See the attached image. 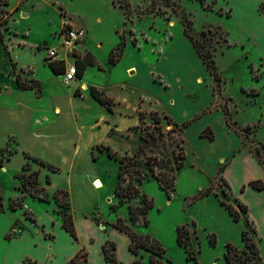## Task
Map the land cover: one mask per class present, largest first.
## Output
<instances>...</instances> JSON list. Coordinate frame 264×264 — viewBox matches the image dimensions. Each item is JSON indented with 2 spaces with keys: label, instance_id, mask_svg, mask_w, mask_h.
I'll use <instances>...</instances> for the list:
<instances>
[{
  "label": "rangeland",
  "instance_id": "1",
  "mask_svg": "<svg viewBox=\"0 0 264 264\" xmlns=\"http://www.w3.org/2000/svg\"><path fill=\"white\" fill-rule=\"evenodd\" d=\"M260 16H264V0H0V77L13 76L24 85L40 87L31 78L33 68L49 89L42 64L48 59L44 55L52 47L59 48L60 55L67 54L60 47L59 34L72 28L71 22L84 27L88 42V47L78 49L79 52L84 50L83 53L74 51L72 56L84 59L90 52L104 69L108 49L116 47L122 38L127 45L119 66L106 71L107 74L93 72L90 79L98 87L121 82L128 98L139 93L150 108L139 113L138 130L140 135L155 137L141 153L138 149L135 151L136 161L131 160L132 164L123 174L124 180L119 181L117 159L132 158L138 142L134 134L120 135L107 145L117 159L110 158L107 151L102 150L103 146H97L91 154H81L78 166L72 167L70 159L51 149L53 142L45 143L37 136L38 130L32 131L30 127L33 121L55 118L48 109L51 100L40 102L33 93L16 98L13 89L0 93V264H19L22 257V264H34L30 258L42 264L49 256L41 225L47 224L51 216L62 222L64 214L70 213V206L66 211L63 194H58L55 202L54 193L46 190L50 172L56 174L55 185L72 193L73 215L92 213L97 226L106 231L120 218L136 235L160 244L166 252L162 260L168 258L170 264H227L228 244L235 247L228 254L231 264H264L262 197L244 184L246 178L257 175L261 167L264 173V165L253 162L245 169L246 165L241 164L223 173L228 162L243 151L257 162L264 158L260 146L264 147V38L258 36L264 35V18ZM187 26L188 33L197 39L189 42L190 45L195 44V52L204 58L207 53L211 54L219 81H215L205 65L203 67L193 56L184 36ZM145 37L147 42L142 41L147 40ZM128 40L133 44L139 41V44L134 46ZM113 57H118V51ZM137 61L143 69H139L137 76L127 77L125 69ZM197 79H201L200 84ZM52 87L66 91L63 85ZM18 105L20 109L27 107V112L19 111L29 121L22 130L16 122L17 115L9 111ZM212 109L215 110L209 112ZM225 110L229 113L227 120ZM81 111L92 113L93 109L84 105ZM156 117L160 124L153 123ZM66 119L62 117L61 121ZM227 121H231L228 127L241 146L230 159L218 163L225 157V149L235 145L231 142L233 136L225 138ZM175 122L180 126L185 124L178 133L186 154L180 170L176 169L175 162L179 153L177 140L173 138L176 136L169 134ZM201 132L205 135L212 132L221 142L211 145L202 141ZM148 157L158 160L153 167L155 173L175 174V186L169 198L151 176L146 165ZM40 161L54 167V171L42 166ZM72 168L76 169L74 175H68ZM33 171H39L38 192L33 189L23 192L21 180L16 176ZM137 174L144 177L141 184ZM79 175H84L85 184L79 183ZM95 177L101 181L94 180L91 187L90 181ZM259 179L264 184V175ZM206 191L209 195L201 196ZM41 195L49 198L48 204H52L48 209L52 207V210L48 211L38 201ZM143 196L153 203L146 212L147 226L143 225V215H139L134 224L128 215V206L141 207ZM236 200L249 206V218L240 213L239 220L235 221L220 204L224 201L239 211ZM12 201L20 202L21 207L12 211L9 208ZM183 225L190 233L189 250L196 254V260L187 259L185 249L176 242V228ZM59 229L53 228L57 239L54 254L58 260L70 247L69 240ZM244 230L255 247H244ZM45 236L53 238L50 228ZM182 240L185 239L182 237ZM117 244L121 249L123 239L119 237ZM106 249L110 256L112 246ZM122 252L126 257V250H120V254ZM135 255L137 264H149L151 254L145 249H139ZM81 261L80 258L78 264ZM125 262L122 258L116 263Z\"/></svg>",
  "mask_w": 264,
  "mask_h": 264
},
{
  "label": "crops",
  "instance_id": "2",
  "mask_svg": "<svg viewBox=\"0 0 264 264\" xmlns=\"http://www.w3.org/2000/svg\"><path fill=\"white\" fill-rule=\"evenodd\" d=\"M260 18H264V16H260ZM71 24H72V28L84 30L85 32L84 38L76 45V47L72 51H69L63 48L65 51H67L66 55L65 54L60 55L59 48H56L58 50L56 58L52 60L48 59L47 63L41 62L43 64L44 73L46 75L47 85L49 86L50 90L45 88V84H43L40 81V78L38 77L37 72L34 71V69L32 68L33 73L31 74V78L37 81L38 84H40V87L38 86V91L21 90L17 87L16 80L13 76H10V77L6 76L5 78L1 76L0 77V93L7 92L8 89L9 91L13 89V93H14L13 95H15L16 98H21L24 95H26L27 97L29 93H33V95L38 100H40V102H44L46 99L49 101L51 100V103L49 104L48 109L52 112V115H55V118H52L51 120H48L47 118H43V121H33V124H31L30 127L32 131L38 130L37 136L41 137L45 143L49 144L50 142H53L54 145L53 147H51V149H53V151L62 153L66 159H70V162L72 163V167L78 166L80 162L79 157L81 156V154L85 152L86 153L90 152L91 154L92 150L97 146H103L104 148H109L107 147V145L110 146V141L123 134L128 135L132 133L136 136V138H138L137 145L131 153V154H134L135 151L141 145L140 132L138 130V127L141 123L140 121L141 118L139 117V113L142 110L149 109L150 106L146 107L145 101L141 98L139 93L135 94L132 98H128L126 91L123 87V83L121 82L111 83V84H108V86L106 87L104 86L98 87L90 79V76L92 75L93 72L94 74L102 75V74H105L106 71L108 73V71L110 72L116 66H119L120 61L123 60V54L115 64H110L107 61L105 63V69L101 68V66L94 59L95 64L89 65L85 68L82 74V78L77 77L76 80L71 82L70 85L64 82L63 73H62L63 68L65 71L68 65H72V64L76 65V62L80 63L83 60L82 57L77 58V57L72 56V53L74 51L79 52L78 49L81 47H88V44H87L88 42L86 43V39H87L86 30L84 29V27L81 25H75L74 22H71ZM117 34L119 35L118 32ZM258 36L260 38H264L263 34H258ZM146 39L147 40H142V41L147 42L148 38ZM128 43H131V41H129ZM135 43L136 44H133V43L131 44H133L134 46H137L139 44V41ZM21 44L22 43L18 44V46H20ZM188 44L192 51L193 56H195V58L198 59V62L202 63L201 58L195 52L194 48L190 45L189 41H188ZM60 45H61V40H60ZM125 45H127L126 41H125ZM97 47H100V45H97ZM114 48L115 47H111L108 49V54H107L108 57H109L110 52ZM48 49H53V47L48 48ZM155 49L156 48L154 47L152 48L153 51ZM85 50L88 52V49H85ZM138 50H140V48H138ZM83 51L79 53H83ZM88 54H90L94 58L92 53L89 52ZM44 56L47 59V53ZM45 58H43V60ZM50 62H52L54 66L57 69H59V72L54 73L50 70L48 66V63ZM202 66L204 67L203 63H202ZM139 69H143V66L141 65V63H139L138 61L133 62V64H130L125 69V75L127 77L137 76L139 74ZM153 76H154L153 74L152 75L150 74V77L153 78ZM196 82L200 84L201 79H197ZM57 84L65 86L66 91L60 92L59 90L52 87V86H56ZM159 84H162V83L160 82ZM90 88H95L99 93L102 94L103 97H106L113 101L114 105L112 106V113H109L104 106L97 103L91 97ZM75 92H77L79 95L75 96ZM210 92L212 93V91ZM84 105L91 107L93 109V112L89 113V112L81 111V108ZM5 107H7V105ZM19 107L20 105H18L17 108L14 107L13 110L11 109L9 111L17 115L16 119L18 121L16 122L18 123L19 129L22 130V129L27 128L29 121H26V117L21 116L22 113L19 112L20 110L27 112V107L22 106L21 109ZM214 110L215 109H212L209 112H212ZM195 116L197 117V115ZM62 117H66L67 119L64 121H61ZM225 127H226V137L225 138L231 139L232 138L231 136H233L234 141H231V142H234L235 145L233 147L231 146L229 149L224 148L226 155H223L225 157L218 160V163L222 159H225V160L230 159L232 157L233 152L238 150L241 146V143L238 137L236 136L234 131L232 132L230 127H228L227 123H225ZM202 139H203L202 141L208 142L211 145H219V143L221 142V140L218 139V137H216L215 135H214V140L212 141H209L207 138H202ZM222 144H224V142ZM125 154L127 155L128 152H126ZM253 162L259 164V162H257L252 157L251 154H248V152L243 151L239 157H236L233 160L231 159V161L228 162L227 166L223 169V173L224 171H231L235 167L240 166L241 164L246 165L245 169H247V165H251L253 164ZM74 171H76V169L72 168V170L70 171L69 169L67 173L68 175L70 173H73L74 175L75 173ZM49 174L51 177L49 178L50 183L46 185L47 192L49 194H53L57 190H62L60 186L55 185L54 177L56 174L52 172H50ZM263 175L264 173L261 167L260 172L257 175H254V176L251 175L248 178H246L244 184L249 191L251 190L255 192L256 194H258L260 197H262L261 207L264 209V190L258 191V190L253 189L250 185H248L252 181L261 180L259 178H262ZM97 179L100 180L98 177H95L90 181L91 187H93L92 182ZM78 181L81 184H85L87 182V181L85 182L84 180V175H81V176L79 175ZM242 187H244V185ZM66 192L68 193V204L70 206V213L72 215L73 225L75 227L77 239H74L62 227V224L60 221L55 220L53 216H51L47 224L42 223L41 225V227L44 228L43 243L46 247V250L50 252L49 256L44 258V262L42 264H66L81 250H84L87 253V261L85 264H108L105 259L104 253H103V246L108 243L115 244L116 262L117 261L119 262L120 259L125 258L126 264H130V263L133 264L135 262L134 259L136 255L130 252L129 250L130 238L128 237V235L116 229L114 225L110 226L108 231L101 230L97 226L96 219L94 217V214L92 213L91 215H88V214L87 215H79V214L73 215L71 212V203H70V196L72 195V193H69L68 191ZM231 200H232V196H231ZM239 202L242 203L241 201ZM42 203L44 204V207L47 208L48 211L52 210L51 209L52 207L48 209L52 203L50 204H48L49 202L48 203L42 202ZM242 204L247 207V216H248L249 206H247L244 203ZM37 222L41 224L40 221L37 220ZM56 226L57 228H60L59 229L60 232L64 234V236L69 240V243H70V247L67 248V251L62 254L60 253L61 258L59 260L57 256L54 254L56 253V251H54V248L56 247L55 244L57 242V239L54 235L53 228ZM48 228L52 230L53 238L51 239L45 236L47 234ZM80 233H82V236ZM119 237L123 239V244H122L123 247H121V249L118 247V244H117V239ZM120 250H126L127 256L125 257L123 255V252L122 254H120ZM23 259L24 258L22 257L19 264H22ZM30 260L34 264H38L36 260H33L31 258Z\"/></svg>",
  "mask_w": 264,
  "mask_h": 264
},
{
  "label": "trees",
  "instance_id": "3",
  "mask_svg": "<svg viewBox=\"0 0 264 264\" xmlns=\"http://www.w3.org/2000/svg\"><path fill=\"white\" fill-rule=\"evenodd\" d=\"M120 7H122V6H120ZM188 30H189V26L185 27L184 36L188 39L189 42L196 41L197 39L192 34H189ZM124 47H125V42L122 38H120L118 45L109 54L108 63L115 64L120 59V57L122 56ZM193 47H195V44H193ZM116 51H118V57L117 58L113 57V55L115 54ZM198 56L202 59V63L205 65L210 76H212L215 81H219V76L215 70L216 67H215L213 59H211V54L207 53L206 58H204L198 52ZM205 59H207V60H205ZM94 64H95V61L90 54L86 55V57H84V59L80 63L76 62L75 66H76L77 77L82 78V74H83L85 68L89 65H94ZM48 66L52 72H54V73L59 72V69H57L52 62L48 63ZM62 73H64V68H63ZM16 84H17V87L21 90L38 91V87L24 85V84L20 83V81L18 79H16ZM77 95H79V94L77 92H75V96H77ZM90 95L97 103L104 106L109 113H112V106L114 104H113V101L111 99L103 97L102 94L99 93L95 88H90ZM154 114L157 116V113H154ZM224 115L226 116V120H227V118H229V113L227 110L224 111ZM230 122L231 121H227L228 126H231ZM153 123L156 125L160 124L159 118L156 117L154 119ZM184 126H185V124H182L180 126L177 123H174L173 128L169 131V134H171L172 136H176L173 138H174V140H177V144L179 146V153L175 156V162L177 163V166H176L177 170H180L183 167L184 160L186 159V154H185V150L183 147L184 141L181 138V136L178 134L179 132H181L180 127H184ZM199 137L207 138L209 141L214 140V135L212 132H210L208 135H205V134H203V132H201L199 134ZM140 140H141V145L138 148V153H141L143 151L144 146L146 144H148L150 140H155V137L153 135L143 134V135H140ZM260 146L262 147V152H263L262 155L264 157V147L262 145H260ZM103 149H105L107 151V155L110 158L117 159L116 155L111 151L110 148H102V150ZM136 157H137V154H134L132 156V158L131 157L128 158L127 156H124L120 159H117V160H119V172H118L119 181L124 180L123 174L127 171V168H129V166L132 164V163L130 164L131 160H132V162L136 161ZM33 161H37V159L33 158ZM157 161L158 160L156 157H153V158L148 157L146 160V165L149 167L150 174L156 180L159 188L161 190H163L169 198L171 196L172 191L174 190L176 177H175V174H172L171 176H169L166 172H162V171H160L159 173H155L153 167ZM258 161H259V163L264 165V158L263 159L259 158ZM159 162H162V161L160 160ZM39 163L42 166H45L47 169L54 171V167H52L51 165H44V163L42 161H40ZM38 175H39V171H33L27 175L25 173H21V174L17 175L16 179L21 180L20 189L23 192H30V190H32V189H33V191L38 192V188H39L38 187ZM137 175H138L137 181L141 184V182L144 180V177L141 176L140 174H137ZM47 183H50L49 177H47ZM249 185L255 190H258V191L264 190V184L262 183L261 180L252 181V182H250ZM58 194L64 195V198H65V201L67 204L66 205L67 206L66 211L68 212V210H69L68 193L64 190H57L52 197L55 200V202H57L56 196ZM203 195H209V192L206 191L201 196H203ZM38 200L45 202V203L49 202L47 196H43V195L39 196ZM192 200H195V198H193ZM236 202H237L239 211L236 210L233 206L225 203L224 201H221L220 204L228 210L229 214L233 217V219L235 221H238L240 218V213L247 214V207L237 200H236ZM152 206H153L152 201L148 200L146 196H143L141 207H139V208L135 207L134 208V207H131L129 205L128 206V215H129V220L131 221V223L132 224L136 223L138 216L143 215V225L147 226L148 221L146 219V212L148 209L152 208ZM0 207H1V204H0ZM20 207H21L20 202L15 203L14 201H12L9 205V208L12 211H14ZM59 207H61V206H59ZM26 219L28 220V218H26ZM122 222L123 221L120 218H118L114 224V227L116 229H118L119 231L124 232L130 238V245H129L130 252H132L133 254H137L139 249H145L146 251H148L151 254V256L149 258V264H170L171 263V261L168 258H165L164 260H162L163 255L166 254V252L161 247L160 244H158L157 242L151 241L149 239V237H140V236L136 235L134 232L131 231V229L128 226L124 225ZM61 224H62V227L74 239H77L71 213L64 214V216L62 217ZM182 237L185 240H182ZM189 239H190V233H189L187 227L184 225L178 226L176 228V242H177V244L180 247H183L185 249V252L187 254V259L196 260V254H194L192 250H189V244H188ZM242 241L244 243V247H255L254 241H252V239H250V238H247V231H245V230L242 232ZM108 245H111L113 248V252L110 256L107 254V251H106L107 250L106 248ZM226 248H227V252L225 254V259L227 261V264H231L228 254H229V251L232 249H235V247L228 244ZM103 253H104L105 259H106L108 264H110V263L117 264L116 260H115V244L114 243H108V244L104 245L103 246ZM80 258L82 259V261L80 263L85 264L87 261V253L84 250H81L80 252H78L66 264H78V260ZM133 264H137V262H134Z\"/></svg>",
  "mask_w": 264,
  "mask_h": 264
},
{
  "label": "built area",
  "instance_id": "4",
  "mask_svg": "<svg viewBox=\"0 0 264 264\" xmlns=\"http://www.w3.org/2000/svg\"><path fill=\"white\" fill-rule=\"evenodd\" d=\"M85 32L83 29L70 28L59 34L61 40V47L72 51L76 45L84 38ZM57 49L47 50V59L52 60L57 57ZM77 78L76 66L74 64L68 65L63 73V80L65 83H71Z\"/></svg>",
  "mask_w": 264,
  "mask_h": 264
}]
</instances>
